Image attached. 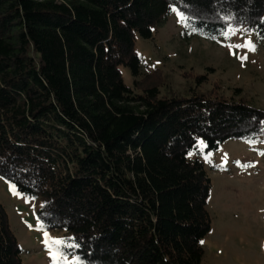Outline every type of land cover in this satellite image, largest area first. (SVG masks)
Masks as SVG:
<instances>
[{
  "label": "trees",
  "instance_id": "1",
  "mask_svg": "<svg viewBox=\"0 0 264 264\" xmlns=\"http://www.w3.org/2000/svg\"><path fill=\"white\" fill-rule=\"evenodd\" d=\"M172 8L186 39L229 26L264 38V0H0V177L74 238L59 249L77 264H202L211 182L189 153L264 135L240 88L161 96L157 69L140 76L136 38ZM21 254L0 203V264Z\"/></svg>",
  "mask_w": 264,
  "mask_h": 264
},
{
  "label": "rangeland",
  "instance_id": "2",
  "mask_svg": "<svg viewBox=\"0 0 264 264\" xmlns=\"http://www.w3.org/2000/svg\"><path fill=\"white\" fill-rule=\"evenodd\" d=\"M185 22L184 15L172 11L151 39L136 38L140 76L157 69L161 96L186 94L190 89L231 95L234 88H240L247 100L264 109V38L229 26L214 39L198 34L186 39ZM247 40L253 42L255 51L230 47ZM245 54L247 60L241 61L239 57ZM120 69L131 86L128 68ZM202 74L207 78L197 87L195 77ZM155 78L147 81H159ZM190 153L204 163L211 182L207 199L211 226L201 240L202 264H264V135L254 141L230 138L208 152L200 141ZM12 185L0 177V203L22 250V264H77L74 251L65 255L60 245L44 243L45 231L52 239H65L66 231L44 229L35 214L40 201L24 196L16 187L13 190ZM50 251L58 252L59 258L54 261Z\"/></svg>",
  "mask_w": 264,
  "mask_h": 264
},
{
  "label": "snow or ice",
  "instance_id": "3",
  "mask_svg": "<svg viewBox=\"0 0 264 264\" xmlns=\"http://www.w3.org/2000/svg\"><path fill=\"white\" fill-rule=\"evenodd\" d=\"M171 10H172V11H176L175 8H172ZM181 16L183 17V13H181ZM229 18H232V17H229ZM185 19H186V17H185ZM234 31H239V29H236V30H234ZM245 31H248V30L245 29ZM233 34H234V32H233ZM225 35H226V34H225ZM230 47H235V48H246V49H248L249 51H255V45L253 44V42H252L251 40H247V41H245L243 44L232 45V46H230ZM231 54L235 55L234 52L231 53ZM247 58H248V57H247L246 54L243 55V56H240V57H239V59H240L241 61L247 60ZM262 154H264V153H262ZM189 155H192V153H189ZM250 166H252V165H245V167H250ZM12 189H13V190L15 189V185H12ZM14 194H16L15 191H14ZM33 199H34V198H33ZM42 207H43V206H42ZM38 222H39V221H38ZM41 226H42V225H41ZM43 234H44V237H45V239H44V243H45L46 245H49V244L64 245V246L67 247V248H76V247H78V245L75 243L74 238H72V237H69V238H67V239H52V238L49 236L48 232L45 231ZM69 241H71V243H69ZM201 243H203V242H201ZM50 255L52 256V258H53L54 261H55L56 259L59 258V256H58V252H56V251H50Z\"/></svg>",
  "mask_w": 264,
  "mask_h": 264
}]
</instances>
